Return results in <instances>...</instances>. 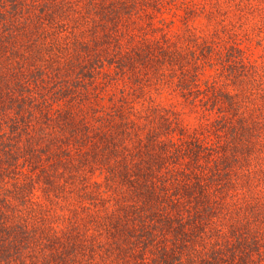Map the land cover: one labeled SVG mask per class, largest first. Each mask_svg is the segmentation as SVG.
I'll return each instance as SVG.
<instances>
[{
    "label": "trees",
    "instance_id": "1",
    "mask_svg": "<svg viewBox=\"0 0 264 264\" xmlns=\"http://www.w3.org/2000/svg\"><path fill=\"white\" fill-rule=\"evenodd\" d=\"M174 1L0 0V264H264V46Z\"/></svg>",
    "mask_w": 264,
    "mask_h": 264
},
{
    "label": "rangeland",
    "instance_id": "2",
    "mask_svg": "<svg viewBox=\"0 0 264 264\" xmlns=\"http://www.w3.org/2000/svg\"><path fill=\"white\" fill-rule=\"evenodd\" d=\"M196 0H175L166 11L168 17H173L172 27L182 25V17L188 3ZM200 6L203 0H197ZM208 5L202 11L197 12L189 20L194 28L199 32H207L209 28L215 26L219 21L226 23L222 31H229L228 34L241 35L240 40L249 44V48L255 53L262 50L264 46V0H207ZM211 2V4H209ZM204 3V2H203ZM168 9V8H167ZM165 9V10H167ZM207 9V10H206ZM206 10V11H205ZM176 12L175 16L171 12ZM134 28L139 30L138 22ZM247 36H250L248 38ZM263 38L261 45L256 40Z\"/></svg>",
    "mask_w": 264,
    "mask_h": 264
}]
</instances>
